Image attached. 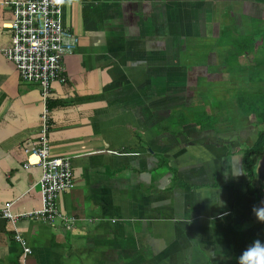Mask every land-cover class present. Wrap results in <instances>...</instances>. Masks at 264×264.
I'll return each instance as SVG.
<instances>
[{
  "label": "crops",
  "instance_id": "1",
  "mask_svg": "<svg viewBox=\"0 0 264 264\" xmlns=\"http://www.w3.org/2000/svg\"><path fill=\"white\" fill-rule=\"evenodd\" d=\"M12 1L0 0V208L12 203L20 213L41 207V169L25 167L24 148L38 137L42 99L39 85L21 80L1 52L11 45L4 25L13 20ZM203 9L215 25L240 22L245 11L264 17L255 0L65 3L63 22L79 44L64 57L66 82L52 85L49 143L52 157L71 158L74 187L56 203L76 222L67 230L59 221L22 218L14 227L0 218V264L233 263L230 227L259 221L242 155L259 130L234 93L221 97L216 89L227 87L225 80L234 82L230 91L248 87L246 77L262 65L264 35H250L258 41L253 55L247 51L234 65L218 61L223 53L227 63L230 52L219 44L209 64L217 73L186 57L172 66L175 41L195 55L196 40L209 37L190 36ZM221 33L212 36L222 40ZM230 36L245 47L247 35ZM228 45L234 56L242 50ZM257 164L260 184L250 191H259L264 206V156ZM15 228L31 249L25 259Z\"/></svg>",
  "mask_w": 264,
  "mask_h": 264
},
{
  "label": "built area",
  "instance_id": "2",
  "mask_svg": "<svg viewBox=\"0 0 264 264\" xmlns=\"http://www.w3.org/2000/svg\"><path fill=\"white\" fill-rule=\"evenodd\" d=\"M67 1L14 0L11 3L13 20L4 25L12 32V40L11 45L1 51L2 55L15 65L21 80L39 85L42 99L38 137L33 146L24 148L25 167L41 169L37 183L41 207L20 213L12 211V203L0 208V218L8 220L14 227L22 218L49 224L59 221L67 230L73 229L76 222L75 218L62 213L56 203L61 194L74 187L71 158L52 157L49 143L52 85L66 82L64 57L79 44V37L63 22V8ZM15 231V241L23 248L25 259L31 249L16 228Z\"/></svg>",
  "mask_w": 264,
  "mask_h": 264
},
{
  "label": "rangeland",
  "instance_id": "3",
  "mask_svg": "<svg viewBox=\"0 0 264 264\" xmlns=\"http://www.w3.org/2000/svg\"><path fill=\"white\" fill-rule=\"evenodd\" d=\"M175 1H177V0H175ZM230 1L241 2V0H230ZM241 5H238L236 7L233 6L232 11L239 12L238 10L242 9ZM249 10L251 11V9H249ZM200 15H201V26L198 27L197 32L192 33L190 36H193V35L199 36V35H202V34L205 33L203 36L209 35V37L204 39V40H202V41H200V42L196 40V42L198 43L197 44L198 45V50L195 53V55H190V54L186 55V54L181 52V49L186 46V44H184L185 43L184 40H183V42L180 41V40L175 41V46H172L173 48H172L171 58H170V55L167 58V59H170V61L172 63V66L175 67L176 65H178L181 62V59L186 57V59L188 61V64L191 63V62H192V64L193 63H198V64L204 63V64L208 65L210 70H213V73H217L215 71L214 66H209V64L211 63V60H214V51L217 49L218 45L219 44L221 45L222 50H226V51H230L231 52L232 51L231 50V46L228 45V44L233 43V45H234L233 48H238V46L241 44L240 40L236 39L234 41L233 40L234 37H231L230 35H247V41L245 42V45H244L245 47H243V48L241 47V49H244V50H246L248 52H250V50L252 49L251 45L248 44V43L249 42L253 43V41H250V38H249L250 35H264V17L261 18L262 22H260V17H256L255 16V15H259L257 13L252 14V12L247 13V11H245V13H243V15L241 16V21L240 22H237V19L235 18V16L231 15V17L229 18L230 20L232 19V17L234 19H236V22L234 20L233 25H228V24H224V23H219L218 25H215L214 19H213L214 14L211 17V12H210V10H207V9H203L200 12ZM214 18H215V16H214ZM257 18H259V21L256 20ZM206 21H207V23L202 24V22H206ZM231 23H232V21H231ZM240 23H243L244 25H240ZM222 29H224V30L222 31ZM175 30L176 29H174V31ZM188 30L192 31L193 27H188ZM220 33H221V35H224V38L222 40L221 39H217V38L212 36V35H220ZM226 48H229V50H227ZM233 50H235V49H233ZM230 52H228L229 55L226 58L227 63L224 62L223 53L221 54V57L218 58V61L221 64H225V65H234V64H236V58H235L234 54L230 53ZM261 52L263 53L264 50L261 49ZM261 52L258 53L257 57H262ZM262 68L264 69V66ZM261 77H264V72L261 75ZM226 78H227V76H226ZM229 80H232V79H229ZM225 82L227 83V87H229V88H231L233 86V84H234V82H230V81H227V80H225ZM223 85H225V83ZM223 85H222V87H219V88L216 89V91L218 92V96L224 97L225 94L228 92V96L226 95V97H231L233 95V89H235V88H233L232 91H230V89H228L227 87H225ZM236 88H238V87H236ZM241 88H246V87L238 88L237 92ZM238 93L239 94L234 93V95L238 96V95L241 94V92H238ZM232 117H233V115H232ZM174 118H178V117H174ZM222 124H221V128H224V130H226L225 127H227L228 124H223V125ZM236 124L237 123H234V125H236ZM250 124H251L250 126H252V128L253 127L255 128L256 125H255V123L253 121H250ZM158 127H159V125H158ZM231 135H232V133H231ZM223 136L227 137L228 135L227 136L223 135ZM228 138H230V139L234 138L235 139L236 135H234V137H228ZM246 147H248V146H245V148ZM256 165L258 166V164H256ZM257 166H256V174H257ZM168 171L174 172V169L173 168H168ZM257 178L254 180V182L252 184V188L253 187L256 188V186H258L260 184L259 176ZM242 227H244V226H242Z\"/></svg>",
  "mask_w": 264,
  "mask_h": 264
},
{
  "label": "trees",
  "instance_id": "4",
  "mask_svg": "<svg viewBox=\"0 0 264 264\" xmlns=\"http://www.w3.org/2000/svg\"><path fill=\"white\" fill-rule=\"evenodd\" d=\"M264 6V0H255ZM253 43L249 42L252 49L257 47L258 41L250 39ZM259 49H263L261 45L258 46ZM241 49V47H238ZM254 51V50H253ZM261 52V50H260ZM247 51L242 49L235 53L236 62L240 56L246 55ZM252 54V52H249ZM262 57H257V60L262 59V65L257 64L258 67L256 72L247 78L248 87L241 88L238 92H241L240 95L235 96L237 101L238 110L244 115L248 121H253L258 128L259 132L257 134L255 142L252 146L245 148L242 151L243 154V164L247 170V193L251 196L256 197V206H261L262 196L259 194L258 190L250 191L254 180L257 178L256 174V164L258 160L264 156V77L261 75L264 72L262 68L264 66V52ZM253 55V54H252ZM228 56V55H227ZM226 56V58H227ZM228 75H231L232 72L227 70ZM240 88V87H238ZM233 89V93H237V89ZM180 122V121H179ZM182 122V121H181ZM230 234L232 236V264H237V257L240 255L242 250L246 248L251 242L255 239H260L264 242V222L258 221L255 225L244 229L236 230L233 227H230Z\"/></svg>",
  "mask_w": 264,
  "mask_h": 264
},
{
  "label": "clouds",
  "instance_id": "5",
  "mask_svg": "<svg viewBox=\"0 0 264 264\" xmlns=\"http://www.w3.org/2000/svg\"><path fill=\"white\" fill-rule=\"evenodd\" d=\"M252 210L257 219L264 222V206H254ZM237 264H264V242L253 240L237 257Z\"/></svg>",
  "mask_w": 264,
  "mask_h": 264
},
{
  "label": "bare ground",
  "instance_id": "6",
  "mask_svg": "<svg viewBox=\"0 0 264 264\" xmlns=\"http://www.w3.org/2000/svg\"><path fill=\"white\" fill-rule=\"evenodd\" d=\"M33 159H34V158H33ZM33 159H32V160H33Z\"/></svg>",
  "mask_w": 264,
  "mask_h": 264
}]
</instances>
